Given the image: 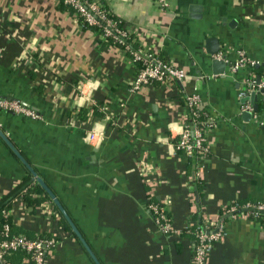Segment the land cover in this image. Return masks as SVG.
Listing matches in <instances>:
<instances>
[{
  "label": "crops",
  "instance_id": "0c3cea01",
  "mask_svg": "<svg viewBox=\"0 0 264 264\" xmlns=\"http://www.w3.org/2000/svg\"><path fill=\"white\" fill-rule=\"evenodd\" d=\"M92 1L121 22L134 48L184 70V82L132 93L138 67L59 0H0V99L38 117L0 111L1 134L57 198L98 264H190L193 241L164 234L149 204L162 206L175 231L193 217L213 231L221 226L207 264H264V226L242 217L247 205L264 202V95L254 119L237 95L252 70L230 71L238 52L264 60V0H169L165 9L156 0ZM218 55L223 64L213 68ZM193 89L206 119L200 170L198 159L174 149L188 115L183 96ZM94 108L96 120L78 116ZM91 132L101 140L89 141ZM29 174L0 137V197ZM233 204L241 206L238 216L219 218ZM12 206L19 234L56 241L48 264H95L59 216L44 212L48 203L34 215L17 200Z\"/></svg>",
  "mask_w": 264,
  "mask_h": 264
},
{
  "label": "built area",
  "instance_id": "2783aa9c",
  "mask_svg": "<svg viewBox=\"0 0 264 264\" xmlns=\"http://www.w3.org/2000/svg\"><path fill=\"white\" fill-rule=\"evenodd\" d=\"M63 5L71 9L73 13L80 19L81 23L90 29L98 32L102 39L111 41L115 46H120L129 56L132 64L138 67L137 73L130 86V92H136L142 87L152 84L166 85L169 83H183L186 78V73L181 68L175 67L171 63L164 61L157 54L149 52L141 48H134L131 45L129 33L121 25V22L111 16V14L98 2L92 0H61ZM169 0H156L160 8H167ZM237 60L230 65V71L236 73L242 68L253 69L257 66L264 68V60L261 62L248 59L242 52L237 53ZM214 59L219 60L218 55ZM258 78V82H257ZM264 95V76L255 77L252 72L246 76L242 82V86L238 89V98L243 100L251 95ZM183 103L188 115L185 117V124L181 127L174 143L175 151L198 159L200 170L202 167L201 160L206 158L207 147L205 140V125L206 122H197V117L200 115L199 103L200 99L195 89L191 93L183 96ZM253 114V118L257 119L258 113L254 111L253 104L247 100L241 108ZM0 111L13 113L28 119H37L36 114L29 108L12 100L0 99ZM103 112V109H101ZM100 112V111H99ZM191 121L188 126L187 122ZM264 125V123H263ZM102 135L95 132L88 134V140L99 141ZM149 210L153 214L154 221L159 229L164 234L175 235L178 237L180 233L186 230L189 226L186 225L179 231L173 230L162 206L149 204ZM241 206L233 204L230 208L224 210L225 214H230L231 217L238 216V209ZM248 212H244V216L249 218L259 219L264 221V202L255 203L253 206L247 205ZM49 214L47 211H44ZM6 214V212H5ZM205 222L210 223L206 220ZM4 239L0 242V264H10L2 262V258L7 253L23 251L30 254V264H48L52 250L56 247L54 238L46 239H27L24 236H8V228L3 231ZM222 236L221 226H218L215 231L199 230L197 232V243L193 245V252L190 264H207L210 256L212 245ZM44 250L47 253L45 257ZM25 264V263H24Z\"/></svg>",
  "mask_w": 264,
  "mask_h": 264
},
{
  "label": "trees",
  "instance_id": "16d2710c",
  "mask_svg": "<svg viewBox=\"0 0 264 264\" xmlns=\"http://www.w3.org/2000/svg\"><path fill=\"white\" fill-rule=\"evenodd\" d=\"M60 8L67 10L68 7L63 5L62 1L59 0ZM71 10V9H69ZM107 10V9H106ZM72 11V10H71ZM108 11V10H107ZM73 12V11H72ZM109 12V11H108ZM112 16V15H111ZM113 17V16H112ZM120 47V46H119ZM132 47H134L132 45ZM122 49V47H120ZM252 73L255 77H263L264 76V68L262 66L254 67L252 69ZM264 100L258 103V112H264ZM98 109L94 108L91 109L89 112L87 111H78V116L80 115L81 119H88L90 116V119H97L100 117V114L98 113ZM197 122H206L205 116L201 114L197 117ZM191 121L188 120L187 124L190 125ZM181 153L180 151H178ZM195 159L194 157H190ZM30 175L28 178H26L24 181L16 184L9 192H7L5 195L0 197V242L4 239L3 231L4 228H8V236H23V234H19L18 231H16L17 225L13 220L12 213L9 214L8 211L12 209L13 203L17 200L20 203H22V207L26 212L29 213V215H34L36 212V209L42 208L44 203H48L52 208L51 211H47L50 215H52L54 212L59 216L62 226L65 228L66 231L70 232V228L66 221L64 220L63 216L60 214L57 207L52 203L48 195L43 191V189L38 184H32L30 183ZM197 190V188L195 189ZM6 212V214H5ZM227 214L224 213V210L220 212L219 218H224ZM260 221L262 226H264L263 218L257 219ZM199 230H205V231H213L214 227L211 223H207L203 221L202 219L198 217H193L190 225L188 228L180 233L181 238H190L193 241V245H196L197 243V232ZM27 239H46V238H52L48 234H40L35 236H24ZM45 257H47V253L44 250ZM2 262L10 263V264H30L31 263V256L28 253H25L23 251H16L7 253L3 256Z\"/></svg>",
  "mask_w": 264,
  "mask_h": 264
},
{
  "label": "water",
  "instance_id": "95a60500",
  "mask_svg": "<svg viewBox=\"0 0 264 264\" xmlns=\"http://www.w3.org/2000/svg\"><path fill=\"white\" fill-rule=\"evenodd\" d=\"M216 52H214V53H216ZM222 64H223V62H221V61L213 60L212 66H213V68H220L222 66ZM257 82H258V78H257ZM257 97H258L257 95L253 94L250 97L243 99V101L244 102H246L247 100L251 101V103L253 104V107H254V111H256V108H257L256 107ZM0 137L5 141V143L12 150V152L16 155V157H18V159L25 165V167L30 172L33 180L36 182V184H38L43 189V191L48 195V197L50 198L52 203L57 207V209L59 210V212L61 213V215L63 216V218L67 222V224L69 225L72 233L79 239L81 244L85 247V249L89 253L90 257L93 259L94 263L98 264V262L93 257V255L89 251L88 247L84 243V241H83L82 237L80 236L79 232L77 231V229L73 225L72 221L70 220V218L68 217V215L66 214L64 209L62 208V206L59 203V201L57 200V198L54 196V194L50 191V189L46 186V184L39 177H37L36 173L29 167V165L18 155V153L15 151V149L12 147V145L4 138V136L1 134V132H0Z\"/></svg>",
  "mask_w": 264,
  "mask_h": 264
}]
</instances>
